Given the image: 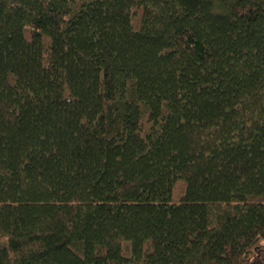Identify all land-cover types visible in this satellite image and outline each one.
<instances>
[{"label":"trees","instance_id":"16d2710c","mask_svg":"<svg viewBox=\"0 0 264 264\" xmlns=\"http://www.w3.org/2000/svg\"><path fill=\"white\" fill-rule=\"evenodd\" d=\"M0 264H264V0H0Z\"/></svg>","mask_w":264,"mask_h":264}]
</instances>
